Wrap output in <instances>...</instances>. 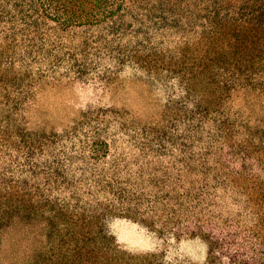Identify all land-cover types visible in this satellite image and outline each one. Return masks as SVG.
Listing matches in <instances>:
<instances>
[{
    "label": "trees",
    "instance_id": "trees-1",
    "mask_svg": "<svg viewBox=\"0 0 264 264\" xmlns=\"http://www.w3.org/2000/svg\"><path fill=\"white\" fill-rule=\"evenodd\" d=\"M151 1L0 0V264L2 232L17 218L45 219L57 242L32 264H264V0H208L201 23L162 0L149 24ZM144 24L164 38L158 46L132 38ZM174 29L193 35L162 33ZM134 66L197 98L187 149L170 167L152 153L143 173L109 114L60 135L30 126L43 81L107 82ZM121 220L159 245L124 249L110 227ZM197 243L205 253L186 256L182 247Z\"/></svg>",
    "mask_w": 264,
    "mask_h": 264
},
{
    "label": "rangeland",
    "instance_id": "rangeland-1",
    "mask_svg": "<svg viewBox=\"0 0 264 264\" xmlns=\"http://www.w3.org/2000/svg\"><path fill=\"white\" fill-rule=\"evenodd\" d=\"M159 1L162 0L143 4L145 10H142L141 18L146 23L159 19L158 13L151 12L153 8L160 11L162 5ZM173 1L192 12L189 16L194 17L196 23L203 21L200 10L208 0ZM129 3L132 4L131 1ZM172 17L179 18L177 15ZM150 18L152 20L149 21ZM149 31L150 28L144 24L132 38L157 40L155 44L158 46L159 40L164 38L160 34L152 35V29L151 34ZM162 33L168 34L172 41L193 35V31L177 29ZM165 40L166 46H174V43L169 45L168 38ZM182 87L174 78L135 66L118 72L107 82L86 80L66 73L38 86L27 116L32 129L48 135L70 133L84 116L91 119L106 114L117 117L135 149L134 159L144 160L138 164L143 166L145 173L146 160L148 157L152 159V153L157 155L154 164L170 167L177 155L187 149L188 114L197 98L187 97ZM245 101L243 97L236 98L237 105L245 104ZM49 231V225L43 218L13 220L2 232L3 264H32L34 255L41 249L49 253L51 246L57 245L48 236ZM114 233L116 238L120 235L128 237V242L120 245L127 250L131 248L132 252L154 250L159 245L129 221H117ZM182 250L186 256L190 254L198 259L205 253V246L189 244Z\"/></svg>",
    "mask_w": 264,
    "mask_h": 264
},
{
    "label": "clouds",
    "instance_id": "clouds-1",
    "mask_svg": "<svg viewBox=\"0 0 264 264\" xmlns=\"http://www.w3.org/2000/svg\"><path fill=\"white\" fill-rule=\"evenodd\" d=\"M110 227H114V225L110 226ZM128 242V237L125 235H120L117 237V243L118 244H126ZM129 251L131 250V248L128 249Z\"/></svg>",
    "mask_w": 264,
    "mask_h": 264
}]
</instances>
